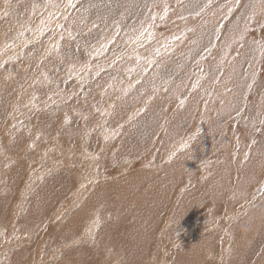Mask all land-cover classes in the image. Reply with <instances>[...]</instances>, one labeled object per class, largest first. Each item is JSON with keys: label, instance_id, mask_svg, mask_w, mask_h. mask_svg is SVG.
<instances>
[{"label": "rangeland", "instance_id": "374dc122", "mask_svg": "<svg viewBox=\"0 0 264 264\" xmlns=\"http://www.w3.org/2000/svg\"><path fill=\"white\" fill-rule=\"evenodd\" d=\"M0 264H264V0H0Z\"/></svg>", "mask_w": 264, "mask_h": 264}, {"label": "bare ground", "instance_id": "6f19581e", "mask_svg": "<svg viewBox=\"0 0 264 264\" xmlns=\"http://www.w3.org/2000/svg\"><path fill=\"white\" fill-rule=\"evenodd\" d=\"M226 240H228V239H226Z\"/></svg>", "mask_w": 264, "mask_h": 264}, {"label": "crops", "instance_id": "0c3cea01", "mask_svg": "<svg viewBox=\"0 0 264 264\" xmlns=\"http://www.w3.org/2000/svg\"><path fill=\"white\" fill-rule=\"evenodd\" d=\"M259 262V261H258Z\"/></svg>", "mask_w": 264, "mask_h": 264}]
</instances>
